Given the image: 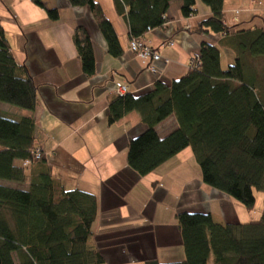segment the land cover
Returning a JSON list of instances; mask_svg holds the SVG:
<instances>
[{"label": "trees", "instance_id": "trees-1", "mask_svg": "<svg viewBox=\"0 0 264 264\" xmlns=\"http://www.w3.org/2000/svg\"><path fill=\"white\" fill-rule=\"evenodd\" d=\"M32 1L45 7L44 0ZM68 1L72 7L90 10L113 57L124 54L115 28L96 0ZM173 1L117 0L131 41L147 45L143 37L164 27ZM200 3L211 15L197 24L195 32L228 38L235 62L224 69L217 46L204 40L195 58L199 64L193 63L184 76L171 83L157 81L140 95L112 97L108 124L139 113L147 128L130 140L127 156L129 167L141 177L191 148L204 184L252 211L254 191L263 193L264 204V75L248 58L264 59V24L246 30L243 27L254 19L228 23L225 0H181V15H196ZM48 17L58 21V9H48ZM74 41L83 72L94 75L95 52L88 29L77 26ZM37 89L27 67L18 64L11 51L0 19V103L34 112ZM170 117L177 128L162 138L156 128ZM36 129L33 117L14 120L0 114V182L18 186L0 183V264H104L100 251L87 244L98 217L96 196L66 190L53 176L44 151L36 158ZM35 165L38 172L25 189L26 172ZM261 215L255 222L220 225L210 213L180 212L184 258L144 264H264V207Z\"/></svg>", "mask_w": 264, "mask_h": 264}, {"label": "crops", "instance_id": "crops-1", "mask_svg": "<svg viewBox=\"0 0 264 264\" xmlns=\"http://www.w3.org/2000/svg\"><path fill=\"white\" fill-rule=\"evenodd\" d=\"M96 2L120 39L124 54L119 58L110 54L88 8L72 7L68 0H44L42 9L32 0H0V19L11 51L38 87L34 112L4 107L6 112L17 114L6 117H33L36 148L43 149L53 176L66 190H84L96 196L98 217L94 236L87 244L100 251L104 264L181 261L184 250L178 229L180 212L210 213L220 225L244 223L239 207L234 198L204 184L191 148L141 177L129 167L127 155L130 140L142 135L147 127L136 112L109 125V102L118 95L121 83L131 94L140 95L152 90L157 81L171 83L184 76L204 40L219 49L221 66L234 62L236 55L228 38L195 32L197 24L211 15L204 4H198L196 15L186 18L181 15V0H175L164 27L143 37L162 60L144 62L130 48V29L118 11L117 0ZM53 8L59 11L58 21L48 17V9ZM238 8L242 11L237 15ZM225 13L228 23L254 19L243 29L262 26L264 0H225ZM77 26L88 29L93 41L96 66L92 76L82 70L74 41ZM150 64L155 71L148 69ZM176 128L177 122L170 117L156 129L165 138ZM37 170L36 165L29 167L25 189ZM109 181L114 184L107 186Z\"/></svg>", "mask_w": 264, "mask_h": 264}, {"label": "rangeland", "instance_id": "rangeland-1", "mask_svg": "<svg viewBox=\"0 0 264 264\" xmlns=\"http://www.w3.org/2000/svg\"><path fill=\"white\" fill-rule=\"evenodd\" d=\"M238 9H239V12L242 11V10H240V8H238ZM239 12H238V14H239ZM146 46H148V45H146ZM135 54L138 57V59H142L144 62L147 61V59L145 57H143L142 55H138L137 53H135ZM160 58H161L160 60H162L161 54H160ZM248 59H251V64L255 67L256 71L258 73H261V75H264V59L261 58V57H259V59H255V60L250 58V57ZM150 61L151 62L154 61L153 58ZM234 62H232L231 64H233ZM194 63L198 64L199 61L195 59ZM228 65L229 64H227L226 66L225 65H223V66L225 68H228L227 67ZM150 68H153L151 66V64L148 66V69H150ZM0 107H1V113L3 114V116L5 115V116H13V117H15L17 115L16 113H14V111L6 112L4 110V107L11 108V110L17 109L19 111L30 112V111H28L26 109L23 110L22 108H19V107H16V106H12V105H9L7 103H0ZM254 194L256 196V206H255L254 210H252V211L247 210L245 206H242V204L240 202H238L237 200L234 199L236 201L235 202L236 205H238V207H239V208H237V211H238V214L241 216L240 217L241 222H244V223L248 222V221L249 222H255L256 220H259L262 217V215H261L262 212H260L259 209L262 210L263 207H264V204H263V193H261L259 191H254ZM241 206H242V208L240 209Z\"/></svg>", "mask_w": 264, "mask_h": 264}, {"label": "built area", "instance_id": "built-area-1", "mask_svg": "<svg viewBox=\"0 0 264 264\" xmlns=\"http://www.w3.org/2000/svg\"><path fill=\"white\" fill-rule=\"evenodd\" d=\"M238 13V11H236ZM130 48L137 53L138 55H142L143 57H145L147 59V61L151 60L153 58V60L155 61H159L160 58V54L158 52H156L153 48H150L149 46H146L145 44L138 42L136 40L131 41L130 43ZM194 61L192 62L193 65ZM199 64V63H198ZM151 71H155V69L150 68ZM118 95H125L128 92V87L124 84H119L118 88L116 90ZM42 152L43 154V150L38 148L36 150H34L33 154L36 156V158L38 159L41 155L40 153ZM29 163V161H27L26 165Z\"/></svg>", "mask_w": 264, "mask_h": 264}, {"label": "bare ground", "instance_id": "bare-ground-1", "mask_svg": "<svg viewBox=\"0 0 264 264\" xmlns=\"http://www.w3.org/2000/svg\"><path fill=\"white\" fill-rule=\"evenodd\" d=\"M128 92H129V90H128ZM40 155H42V152L40 153Z\"/></svg>", "mask_w": 264, "mask_h": 264}]
</instances>
